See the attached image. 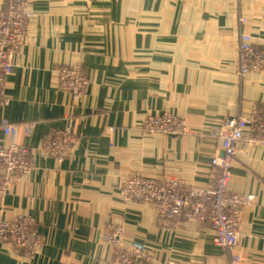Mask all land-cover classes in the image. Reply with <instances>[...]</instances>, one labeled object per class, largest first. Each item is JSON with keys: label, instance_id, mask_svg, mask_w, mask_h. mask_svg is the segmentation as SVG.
Listing matches in <instances>:
<instances>
[{"label": "crops", "instance_id": "1", "mask_svg": "<svg viewBox=\"0 0 264 264\" xmlns=\"http://www.w3.org/2000/svg\"><path fill=\"white\" fill-rule=\"evenodd\" d=\"M22 46L10 58L0 120L20 126L31 169L0 198V220L34 219L45 244L34 257L0 243V264H109L107 225L143 243L155 261L221 264L208 222L157 221L150 204L124 202L132 175L213 185L217 130L264 114V70L237 75L241 34L264 53V0H26ZM5 0H0V9ZM240 18L246 20L241 23ZM79 64L84 95L62 90L56 69ZM184 119L182 135L147 134L146 117ZM25 123L32 124L28 134ZM111 128V138L102 133ZM56 129L76 143L62 160L43 152ZM10 137L0 133V144ZM229 190L253 196L241 213L237 251L264 264V147L239 144Z\"/></svg>", "mask_w": 264, "mask_h": 264}, {"label": "built area", "instance_id": "2", "mask_svg": "<svg viewBox=\"0 0 264 264\" xmlns=\"http://www.w3.org/2000/svg\"><path fill=\"white\" fill-rule=\"evenodd\" d=\"M30 12L26 0H5L0 9V104L6 102L4 86L11 74V56L22 46ZM240 22H246L240 18ZM264 53L254 46L252 37L241 34L238 44L237 75L261 71ZM59 86L74 96L84 95L88 79L79 64L61 65L56 69ZM21 125L5 118L0 120V133L10 137L9 144H0V198L32 167L28 160V147L17 141ZM32 124L25 123L23 131L28 134ZM143 129L147 134L162 133L176 136L187 132L185 121L167 113L146 117ZM113 130L103 131L104 138H111ZM219 146L212 160L218 172L213 185L192 186L181 179L166 178L154 181L131 176L123 183L121 195L127 202L150 204L157 221L164 227H176L183 219L208 222L213 229V243L226 251L221 264H243L237 251L241 229V213L244 207L254 203L253 196L236 193L228 188L231 169L238 145L264 147V114L255 105L248 116L226 119L217 130ZM76 143L70 129H56L43 146V152L62 160L70 155ZM32 218L18 216L0 220V243H10L24 251L27 257H34L45 244L44 237L35 228ZM120 225H107L102 235L110 243L112 253L109 264H170L155 261L146 246L124 236Z\"/></svg>", "mask_w": 264, "mask_h": 264}, {"label": "rangeland", "instance_id": "3", "mask_svg": "<svg viewBox=\"0 0 264 264\" xmlns=\"http://www.w3.org/2000/svg\"><path fill=\"white\" fill-rule=\"evenodd\" d=\"M264 70V66H263V69L261 70V71H257L258 73L259 72H262ZM252 72H256V71H252ZM184 120V119H183ZM182 135V134H181ZM132 176H137V175H132ZM131 177V176H130ZM140 177V176H139ZM127 179V178H126ZM126 179L124 180V182L126 181ZM154 181H156V180H154ZM123 182V183H124ZM123 183H122V185H121V188H120V191L122 190V186H123ZM186 183V182H185ZM121 198H122V195H121ZM122 200L124 201V202H127V201H125L123 198H122Z\"/></svg>", "mask_w": 264, "mask_h": 264}]
</instances>
